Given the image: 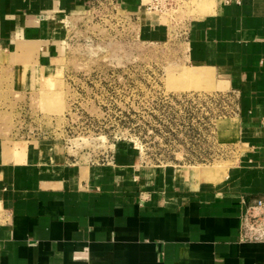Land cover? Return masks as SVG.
<instances>
[{
    "label": "crops",
    "instance_id": "0c3cea01",
    "mask_svg": "<svg viewBox=\"0 0 264 264\" xmlns=\"http://www.w3.org/2000/svg\"><path fill=\"white\" fill-rule=\"evenodd\" d=\"M92 2L0 0V61L12 85L61 68L69 24ZM113 3L134 16L141 39H169L144 0ZM190 3L199 15L175 32L180 64L233 98L224 124L239 142L234 164L143 163L126 141L105 162L82 163L54 140L0 137V264H264V244L238 235L242 201L264 195V0Z\"/></svg>",
    "mask_w": 264,
    "mask_h": 264
},
{
    "label": "rangeland",
    "instance_id": "374dc122",
    "mask_svg": "<svg viewBox=\"0 0 264 264\" xmlns=\"http://www.w3.org/2000/svg\"><path fill=\"white\" fill-rule=\"evenodd\" d=\"M173 3L161 13L143 9L170 28L169 39L155 43L137 35L134 16L95 0L70 22L61 68L33 78L31 87L12 85L0 61V137L54 140L82 163L105 162L126 141L143 163L227 170L239 156V142L225 133L232 126L224 124L235 102L180 64L175 32L199 10L190 0Z\"/></svg>",
    "mask_w": 264,
    "mask_h": 264
},
{
    "label": "built area",
    "instance_id": "2783aa9c",
    "mask_svg": "<svg viewBox=\"0 0 264 264\" xmlns=\"http://www.w3.org/2000/svg\"><path fill=\"white\" fill-rule=\"evenodd\" d=\"M95 0H93L94 2ZM106 1V0H102ZM113 4V0H107ZM144 7L159 13L174 5L175 0H145ZM179 1V0H177ZM92 2V3H93ZM263 131V156H264V116L259 120ZM242 210L239 215V239L243 242H258L264 244V195L252 202L242 201Z\"/></svg>",
    "mask_w": 264,
    "mask_h": 264
},
{
    "label": "bare ground",
    "instance_id": "6f19581e",
    "mask_svg": "<svg viewBox=\"0 0 264 264\" xmlns=\"http://www.w3.org/2000/svg\"><path fill=\"white\" fill-rule=\"evenodd\" d=\"M199 74H200V73H199ZM206 76H207V75H206ZM199 78H200V77H199ZM204 80H205V78H204ZM208 82H209V80H205V81H204V84L207 85Z\"/></svg>",
    "mask_w": 264,
    "mask_h": 264
}]
</instances>
